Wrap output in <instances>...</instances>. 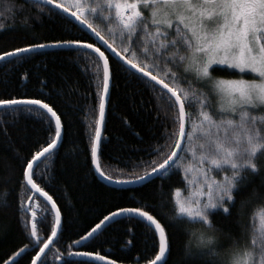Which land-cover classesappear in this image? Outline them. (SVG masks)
I'll use <instances>...</instances> for the list:
<instances>
[{
	"label": "snow or ice",
	"instance_id": "6c2138e0",
	"mask_svg": "<svg viewBox=\"0 0 264 264\" xmlns=\"http://www.w3.org/2000/svg\"><path fill=\"white\" fill-rule=\"evenodd\" d=\"M33 11L36 19L47 16L58 20L63 35L79 33V38L24 43L0 51V61L20 64L38 54L37 49H53L75 52L76 59L88 62L81 70L94 78L91 82L99 89L90 170L113 184H142L150 177L164 180L172 175L180 178L167 192L161 185L159 205L148 199L132 201L140 205L136 207L112 205L114 210L107 211L83 235L74 233L78 239L71 241L68 255L88 258L77 264H117L101 254L103 249H74L94 248L93 242L106 225L126 218L135 222L128 229L130 236L135 235V224L139 223L144 226L145 238L150 239L149 250L155 255L146 264H165L172 246L168 229L173 226L181 228L186 237L181 248L188 264H264V192L253 188L248 198L237 203L238 194L243 196L254 179L260 178L264 186V0H22L19 7L17 0H0V31L14 28L15 17L21 13L25 15L21 27L27 30ZM9 18L11 25L6 23ZM93 36L106 45L104 50L89 42ZM31 38L39 39L35 34ZM109 51L115 54V61L106 54ZM116 70L127 83L143 90L150 88L160 101L149 109L156 112L154 119L161 120L163 109L164 121L174 125V130L167 132L170 144L149 147L147 155L155 153V159L133 162L134 168L143 166L142 174L126 175L121 170L119 175H109L99 163L102 124ZM217 70L227 71L232 78L214 75ZM248 74L256 78L245 79ZM26 78L27 74L22 80ZM40 83L37 91L42 98L27 92L0 98V113L31 116L45 124L49 133L46 146L38 147L30 158L27 154L14 157L12 175L5 178V182L15 179L24 191L39 193L43 208L32 196L19 202L23 215L18 223L29 243L0 258V264H19V258L30 251L35 253L30 264H47L46 250L65 230L57 202L37 183L38 162L49 154L54 156L63 137V113L58 114L53 103L47 102L51 93L45 91L46 80ZM135 95L133 90V103ZM39 139L33 141V147ZM39 178L43 182L44 178ZM255 201H260V206L252 210ZM164 205L171 206L167 219L156 211ZM0 206L13 205L5 199ZM50 213L51 233L43 239L38 225ZM217 213L232 217V226H218L214 220ZM6 234L7 226L0 224V238Z\"/></svg>",
	"mask_w": 264,
	"mask_h": 264
},
{
	"label": "trees",
	"instance_id": "16d2710c",
	"mask_svg": "<svg viewBox=\"0 0 264 264\" xmlns=\"http://www.w3.org/2000/svg\"><path fill=\"white\" fill-rule=\"evenodd\" d=\"M17 6H22V0H17ZM36 15L33 11L32 18L27 20L29 25L27 30L21 27L25 15L23 13L16 15V26L8 31H0V51L22 46L24 43H38L54 38H79V33L73 37L63 35L64 29L58 20L49 19L47 16L36 19ZM6 23L11 25L13 21L9 18ZM33 34L39 39H32ZM89 42L96 43L104 50L94 37ZM116 45L119 47L118 40ZM36 53L38 54L32 55L20 64L15 60H9L7 63L0 61V98L7 99L24 92L34 98H42L37 89L42 86L41 80H46L45 91L51 93L50 101L47 102L53 103L58 114L63 113L62 142L54 150V156L49 154L38 162L36 166L37 183L44 187V190L57 202L65 226L64 232L58 234L55 243L47 251V264H63V261L77 264L78 261L87 259L68 255L72 251L69 247L71 241L78 239V235L74 233L83 235L84 231L97 223L98 219L107 214V211L114 210L112 205L116 207L140 206L132 202L137 199L141 203L148 199L159 205L161 185L167 192L169 185L177 186L180 178L177 175L164 180L160 177L151 178L148 182L128 187L113 186L100 180L90 170L93 167L90 145L95 131V118L98 114L99 89L94 82H91L94 78L81 70L88 62L82 58L76 59L75 52L64 50L42 49L36 50ZM106 54L113 61L117 59L109 52ZM25 74H27L26 81L22 80ZM213 74L232 78L227 71L217 70ZM255 77L253 74H248L244 78L254 79ZM70 89H75V91H70ZM133 90L136 92L135 103L131 98ZM61 91L63 94L58 95L57 93ZM85 94H89V98H85ZM158 104L160 101L150 88L143 90L142 86L129 84L119 70L115 71L110 99L106 104V120L103 124L100 146L99 163L105 173L115 176L119 175L122 170L126 175L142 174L143 166L134 168L132 167L133 162L138 159H155V153L147 155L149 147L154 149L157 144L171 143V140L167 138V132L174 130V125L170 121H164L163 109H160L161 120L159 121L154 119L156 112L149 111L153 105ZM46 127L41 121L31 116L0 113V129H3L0 131V203L6 199L13 205L12 207L0 206V224L7 226V234L0 238V258H6L17 247L29 243L24 239L22 227L18 223L19 217L23 215L18 210L19 202L21 200L26 202L28 196H32L33 202L40 201L41 208H43L41 197L22 190L15 179H7L5 182V178L12 175L10 165L15 166L14 157L16 155L27 154L30 158L38 147L46 146L45 141L49 136ZM37 138H40L39 143L33 147V141ZM39 177L44 178L43 182ZM253 188H259L261 192H264L260 178L254 179L249 184L243 196L238 194L237 203L241 198H248V193ZM258 206H260V201H255L251 208L255 210ZM156 211L163 213L165 219L172 214L170 205L158 206ZM214 220L218 226L222 225L225 228L232 226V217H224L217 213ZM51 223L52 214L50 213L48 219L38 225L43 239H47L51 233ZM133 223L135 222H130L126 218L117 219L114 223L105 226L93 242L94 248H76L74 251L103 249L102 255H109L110 259L118 263L144 264L148 259L154 258L155 251L149 250L150 239L145 238L142 224L136 223L135 235H129L128 229ZM84 225L87 227H83ZM191 227L199 228V225ZM168 231L172 234V246L165 259V264H188L181 248V245L186 243L183 230L173 226ZM43 239L40 243H43ZM34 254L30 251L27 256L19 258V264H25V261L30 264L31 256ZM57 255L62 259L54 260Z\"/></svg>",
	"mask_w": 264,
	"mask_h": 264
},
{
	"label": "water",
	"instance_id": "95a60500",
	"mask_svg": "<svg viewBox=\"0 0 264 264\" xmlns=\"http://www.w3.org/2000/svg\"><path fill=\"white\" fill-rule=\"evenodd\" d=\"M94 37V36H93ZM95 39H96V37H94ZM97 40V39H96ZM99 43H100V41L99 40H97ZM101 44V43H100ZM103 46V48H105L106 47V45H102ZM37 50H42V49H37ZM109 53L111 54V55H113L115 58H116V56H115V54H113V53H111V51H109ZM103 124H104V122H103ZM103 124H102V131H103ZM59 145V144H58ZM57 145V146H58ZM57 148V147H56ZM98 177H99V179L100 180H102L103 182H105V183H107V184H109V185H113V186H122V187H128V186H133V185H137V184H113V183H110L109 181H107L106 179H103L102 177H100L99 175H97ZM149 179H151V177L149 178ZM34 195L36 194L37 196H39V197H41L40 196V194L39 193H35V192H32ZM42 198V197H41ZM43 199V198H42ZM50 206V205H49ZM107 226V225H106ZM56 239V238H55ZM39 250V249H38ZM46 251H48V249L46 250ZM83 259H88L87 257H82ZM117 264H124V263H118L117 262ZM144 264H146V263H144Z\"/></svg>",
	"mask_w": 264,
	"mask_h": 264
},
{
	"label": "rangeland",
	"instance_id": "374dc122",
	"mask_svg": "<svg viewBox=\"0 0 264 264\" xmlns=\"http://www.w3.org/2000/svg\"><path fill=\"white\" fill-rule=\"evenodd\" d=\"M253 75H255V74H253ZM256 78V77H255ZM256 223H258V218L256 219Z\"/></svg>",
	"mask_w": 264,
	"mask_h": 264
}]
</instances>
